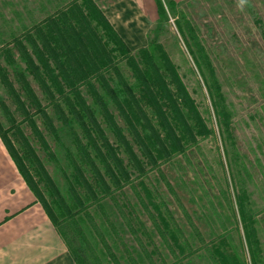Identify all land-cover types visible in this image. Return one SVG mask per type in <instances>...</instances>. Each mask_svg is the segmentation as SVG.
<instances>
[{
	"label": "rangeland",
	"instance_id": "obj_1",
	"mask_svg": "<svg viewBox=\"0 0 264 264\" xmlns=\"http://www.w3.org/2000/svg\"><path fill=\"white\" fill-rule=\"evenodd\" d=\"M71 1L0 0V49L25 28ZM93 1L102 13L106 11L118 19L110 9L120 0ZM160 1L164 19H159L154 0L157 15H148L145 23L137 24L145 34L142 47H128L115 33L130 51L127 58L132 57L141 68L145 66L142 51L150 50L159 63V52L151 46L160 47L192 102L193 110L187 105L188 110L178 106L177 111L165 110L173 135L158 125L145 107L165 148L166 156L161 154L165 160L147 162L131 130L109 103L116 124L143 170L133 168L135 163L117 145L82 86L83 98L96 112L109 143L118 149L117 156L130 179L121 191L101 197L98 205L87 204L75 210L68 180L72 164L85 163L75 141L77 138L86 145L83 132L75 122L69 124V118L64 123L53 107L44 103L54 131L46 128L39 114L33 116L48 145L47 150L43 149L0 84V98L65 203L74 208L73 220L60 217L44 184L25 165L57 219L58 229L68 233V240L80 236L77 240L94 264H220L214 254L216 247L226 254L228 264H237L235 259L240 264H264V0H244L243 4L241 0H184L173 3L172 9L167 6L170 0ZM141 15L144 17V13ZM17 63L23 67L19 60ZM113 64L121 79L135 87L129 60L127 63L126 57L117 54ZM105 75L117 81L111 70ZM165 80L168 83L166 74ZM98 91L104 95L101 89ZM0 124L4 130L10 127L1 108ZM145 133L151 137L146 142L150 147L154 135ZM7 137L20 154L18 141L11 133ZM0 151L9 160L1 142ZM87 151L89 159L101 163ZM176 243L184 249L178 251Z\"/></svg>",
	"mask_w": 264,
	"mask_h": 264
},
{
	"label": "trees",
	"instance_id": "obj_2",
	"mask_svg": "<svg viewBox=\"0 0 264 264\" xmlns=\"http://www.w3.org/2000/svg\"><path fill=\"white\" fill-rule=\"evenodd\" d=\"M156 4L159 19H164L165 9L162 2L156 0ZM167 6L174 8L172 2ZM152 47L157 48L159 52L157 54L159 63L154 60L150 50L145 49L142 51V62L145 66L139 67L132 57L127 58L130 51L94 1L73 0L38 24L32 25L29 29L25 28L20 36L13 38L0 49V84L8 100L15 107V112L23 117V121L31 128L43 149L47 150L48 145L37 130L33 116L39 114L46 128L50 132L54 131L51 120L44 112V103L51 105L64 123H67L65 122L67 118L71 119L68 121L69 124L75 122L86 138V147L75 139L85 163L78 165L73 163V172L68 180V192L74 201L75 210L82 209L87 204L98 205L101 197H107L114 190L121 191L130 179L126 166L117 156L118 149L109 143L96 119V112L83 98L80 92L82 86L86 88L92 103L112 131L117 145L123 147L131 162L135 163L133 168L140 172L143 170L140 161L132 152L121 128L116 124L109 110V103L131 130L132 137L146 155L147 162L152 164L165 160L162 156L166 154L152 126L151 118L154 117L158 125L168 128L172 134L173 130L166 119L165 110L172 108L177 111V106L185 109L189 106L193 110L192 102L167 57L160 47L152 45L151 49ZM117 54L126 57L127 63L129 60L132 65L129 67L135 77V87L129 86L121 79L118 69L113 64ZM18 60L23 67L19 66ZM109 70L117 77V81H110L109 77H106L105 73ZM165 74L168 76V83ZM99 89L104 95L100 94ZM145 107L152 117H149ZM0 108L10 124L7 130L0 124V140L19 174L65 243L75 264H94L88 258L84 246L78 242L77 238L80 236L68 240V233L66 234L63 228L58 229L59 223L40 192L29 167L38 182L46 187L45 190L62 219L73 220L74 208L71 209L61 197L1 98ZM178 112L181 116L179 109ZM183 124L185 125L184 122ZM147 131L154 135L150 147L146 143L151 139L146 135ZM8 133H11L20 144V154L7 137ZM175 141L177 142L176 138ZM88 149L101 163H94L89 159ZM154 151L157 157L153 155ZM171 236L174 238L173 234ZM174 247L178 251L184 249L177 243ZM214 252L220 264H228L226 254L220 248H214ZM235 262L240 264L236 259Z\"/></svg>",
	"mask_w": 264,
	"mask_h": 264
},
{
	"label": "crops",
	"instance_id": "obj_3",
	"mask_svg": "<svg viewBox=\"0 0 264 264\" xmlns=\"http://www.w3.org/2000/svg\"><path fill=\"white\" fill-rule=\"evenodd\" d=\"M170 1L177 4L184 0ZM110 10L119 20L106 11L103 14L125 44L130 48L142 47L145 34L137 24L145 23L148 15L149 18L157 15L154 0H120ZM142 13L144 17H141ZM7 155L9 160L0 151V264H75L65 243Z\"/></svg>",
	"mask_w": 264,
	"mask_h": 264
},
{
	"label": "clouds",
	"instance_id": "obj_4",
	"mask_svg": "<svg viewBox=\"0 0 264 264\" xmlns=\"http://www.w3.org/2000/svg\"><path fill=\"white\" fill-rule=\"evenodd\" d=\"M244 3V0H241V4H243Z\"/></svg>",
	"mask_w": 264,
	"mask_h": 264
}]
</instances>
